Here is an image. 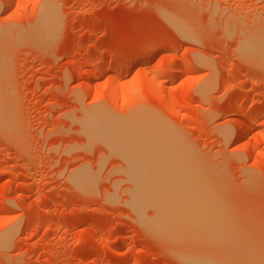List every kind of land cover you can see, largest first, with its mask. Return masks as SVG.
<instances>
[{
  "label": "rangeland",
  "instance_id": "374dc122",
  "mask_svg": "<svg viewBox=\"0 0 264 264\" xmlns=\"http://www.w3.org/2000/svg\"><path fill=\"white\" fill-rule=\"evenodd\" d=\"M258 27L264 0H0V264L223 256L152 228L108 133L130 122L168 129L212 185L245 245L227 262L264 264V56L237 48Z\"/></svg>",
  "mask_w": 264,
  "mask_h": 264
},
{
  "label": "bare ground",
  "instance_id": "6f19581e",
  "mask_svg": "<svg viewBox=\"0 0 264 264\" xmlns=\"http://www.w3.org/2000/svg\"><path fill=\"white\" fill-rule=\"evenodd\" d=\"M166 14L164 15L167 16L166 18H168L170 22L176 26L178 25L179 29L182 28V30H186L187 27L185 24V26L182 25L181 22L179 24L178 21H176L178 19H175L176 17L170 16L172 14L169 15V13ZM180 26L182 27L180 28ZM259 28L261 27H258V29ZM259 31L262 32L263 30L259 29L258 33H256L255 30L253 31L254 34L249 31L251 35L249 36L247 34V37H249H246L247 39L245 41L242 39L244 43L242 45L239 44L241 47L237 48L241 52L240 54L242 56L244 55V57H249L251 55L250 57H258V60L260 59L263 61L264 57L262 58V56H264V31L262 34H260L261 32ZM186 33L187 32L183 34L185 35ZM185 36H190L189 32ZM170 74H172V72ZM170 74H168L169 79L172 76H170ZM87 85L90 87L89 81ZM4 102L5 101L2 103L5 104ZM7 111L3 113L4 115H1L0 113V120L2 117L0 123H3V118L8 115ZM5 113L7 114L6 116ZM8 118L4 120H8L9 122ZM130 124L135 125L130 127ZM130 124L127 125L128 127H117L113 125L108 133L110 138H112V141L118 145L120 151L129 160L135 171V179L140 184V187L136 191L135 195L136 201L152 206L160 218L158 222L151 223L152 228L156 230L168 231L182 230L183 232H188L192 238L200 240L209 245L221 247L223 250V256L219 255L220 257L218 258L211 256L212 253L211 255H186L182 258H184V261L187 264H229L227 259H234L235 257L233 258L232 256H235L234 254L239 252L238 250L245 245L241 247L237 238H235V235L232 233V226L230 225L229 221H226L224 217V209H222L220 204L222 202H219V198L217 199L213 193V190L211 189L212 185L209 186V183L198 173V171L193 166L194 163L190 162L191 160H189V156H186V150L184 151V149L180 147V144L178 143L179 141L176 142L178 144H175L174 140L177 141V139H174V136L172 134L170 135L169 131V133L166 132L168 129H163V132L162 128L165 127L160 126L156 127L158 129L151 128V130H147V128L143 127V129H145L143 130L140 128L141 126H136V124L140 125V122H130ZM148 125L151 124L149 123L145 126L147 127ZM6 126H8V124ZM0 127L2 128V124H0ZM6 130L9 129L7 128ZM170 136H173V138ZM206 179H208V177ZM235 229L236 228H234V230ZM165 233L168 234L167 232ZM243 249L244 248H242V250ZM249 249L251 252V248ZM244 251L245 250H243V252ZM247 251L248 250H246V252ZM258 251L260 252L261 249H258ZM250 255L252 256L253 254ZM240 257H243V255ZM262 257L263 258L260 259H264L263 255ZM249 258L251 259V257ZM237 263L240 264V262Z\"/></svg>",
  "mask_w": 264,
  "mask_h": 264
}]
</instances>
